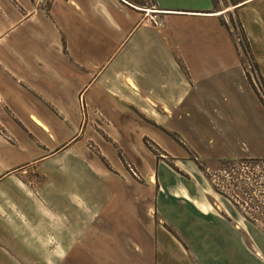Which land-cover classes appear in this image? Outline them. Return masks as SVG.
<instances>
[{
    "label": "crops",
    "instance_id": "0c3cea01",
    "mask_svg": "<svg viewBox=\"0 0 264 264\" xmlns=\"http://www.w3.org/2000/svg\"><path fill=\"white\" fill-rule=\"evenodd\" d=\"M231 4L0 0V264H229L227 201L162 163L177 180L143 169L150 190L132 202L131 231L102 216L91 197L100 169L88 134L98 114L165 123L197 66L228 62V12L264 81V0ZM163 152L195 176L187 153ZM72 178L80 180L69 192ZM64 203L81 212L65 215Z\"/></svg>",
    "mask_w": 264,
    "mask_h": 264
},
{
    "label": "rangeland",
    "instance_id": "374dc122",
    "mask_svg": "<svg viewBox=\"0 0 264 264\" xmlns=\"http://www.w3.org/2000/svg\"><path fill=\"white\" fill-rule=\"evenodd\" d=\"M216 1L224 9L231 7L233 0ZM223 19L230 35L228 62L197 66L201 74L184 87L183 104L165 123L159 125L133 113H110L98 114L90 124L89 150L100 169L90 177V190L95 188L91 197L101 205L102 216L115 219L116 224L127 222L131 231L132 202L150 190L143 169H152L160 182L172 184L177 178L166 165L184 180H191L194 188L203 186L214 191L219 201H227L229 264H255L254 259L264 264V222L246 217V212H257V207H251V200L243 198L245 195L232 187L230 180L233 171L242 176L249 172V183L255 179L263 183L255 188L254 196L264 198L260 191L264 190V81L236 14L228 12ZM163 150L177 156L187 153L191 161L187 170L195 176L186 174ZM78 180L72 178L66 190L72 192L73 181ZM153 188L156 193L157 185ZM230 195H235L237 202ZM208 196L212 201V195ZM65 205L60 207L65 215L81 212V208Z\"/></svg>",
    "mask_w": 264,
    "mask_h": 264
},
{
    "label": "trees",
    "instance_id": "16d2710c",
    "mask_svg": "<svg viewBox=\"0 0 264 264\" xmlns=\"http://www.w3.org/2000/svg\"><path fill=\"white\" fill-rule=\"evenodd\" d=\"M216 3V0H213ZM227 26V25H226ZM228 28V26H227ZM243 33V32H242ZM243 36L245 37L244 33ZM246 39V38H245ZM235 171L231 172V185L234 188H237L239 190L240 193H242V195L244 194L245 196H243V198H248L251 200V207H257V212L254 213H247L246 212V217L252 221H260V222H264V198H257L254 196V192H255V188H257V186H259L260 184L263 183H259L258 179H255L254 183H249V179H250V175L249 172H246L245 176H242L241 174H235ZM240 176H242L240 178ZM258 178V175H257ZM255 186V187H254ZM229 191H231V188L229 189ZM262 191L261 194H264V190H260ZM239 195V194H237ZM231 197H233V199L237 202V198H235V195H230ZM238 205V204H237ZM250 217H248V216Z\"/></svg>",
    "mask_w": 264,
    "mask_h": 264
},
{
    "label": "built area",
    "instance_id": "2783aa9c",
    "mask_svg": "<svg viewBox=\"0 0 264 264\" xmlns=\"http://www.w3.org/2000/svg\"><path fill=\"white\" fill-rule=\"evenodd\" d=\"M52 0H35V2L38 4V5H41V6H46L48 5ZM148 22L153 24V25H156V26H161L162 25V22L160 20V18H158L157 15L155 14H150L148 13Z\"/></svg>",
    "mask_w": 264,
    "mask_h": 264
},
{
    "label": "bare ground",
    "instance_id": "6f19581e",
    "mask_svg": "<svg viewBox=\"0 0 264 264\" xmlns=\"http://www.w3.org/2000/svg\"><path fill=\"white\" fill-rule=\"evenodd\" d=\"M225 12V11H224ZM223 13V11H221V12H218L217 14H222ZM131 84H133V85H135V83H134V81H131ZM154 181V180H153ZM186 197V196H185ZM194 204V203H193ZM202 212V211H201Z\"/></svg>",
    "mask_w": 264,
    "mask_h": 264
}]
</instances>
